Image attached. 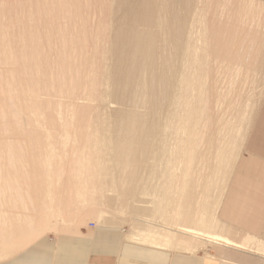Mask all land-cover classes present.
<instances>
[{
    "label": "bare ground",
    "instance_id": "6f19581e",
    "mask_svg": "<svg viewBox=\"0 0 264 264\" xmlns=\"http://www.w3.org/2000/svg\"><path fill=\"white\" fill-rule=\"evenodd\" d=\"M105 4L108 5L105 6L108 14L101 26L108 24L114 32L104 38L101 33H95L94 39L99 42L102 38V44L95 47L91 56L92 67L84 82L95 83L99 88V92L96 89L90 95L91 98L113 99L122 108L103 113L99 118V113L86 117V122L93 127L83 132L87 142L74 151L72 163L77 166H72L68 175L65 168L61 170V160L57 161L54 156L57 149L42 143L43 134L36 126L54 124L51 116L43 117L46 103L39 101L38 96L45 81L39 72L51 73V65L57 66L62 75L56 82L64 84L72 70L71 58H56L59 51L52 50L57 46L52 40L53 33L70 28L66 21L70 13L58 0H37V7L47 11L43 15L44 28L28 33L29 39L26 38V28H33L34 21L23 16L14 24L4 25L0 20V176L5 175L0 181L13 185L10 192L0 194V201L9 202L16 209L24 207L27 210L28 206L43 211V222L39 220L35 224L32 218L20 213V209V212H0V249L3 248L0 260L21 251L46 232H53L58 228L60 218L61 222L68 217L75 218L83 209L89 210L90 214L97 213L99 222L117 221L119 218L113 215L115 213L103 208L107 203L111 205L113 200L120 205L116 209L118 214L130 215L134 221V230L128 234L130 241L188 253L198 250L197 240L207 245L245 250L248 246L245 243L236 242L229 238V234L216 232L212 223L214 217L205 211L200 216L202 222L208 223L205 228L182 225L177 229L171 226L159 229L155 225L157 217L140 214L138 209H142L139 205L148 197L152 204L158 202L156 214L192 223L196 212L188 209L181 212L179 209L193 197L190 193L192 185L198 184L197 179L194 183H186L187 167H190L194 154L204 157L205 166L215 165L206 174L203 199L219 206V198H211V191L219 186L218 171L223 169L222 176L226 179V172L243 144L244 129L251 121L254 108L248 100L239 103L228 100L220 92L219 83L232 76L237 68L253 67L256 73L264 74L262 6L253 1H212L208 9L205 6L202 9L198 0H106ZM211 5L212 14L227 10L237 15V20H209L207 14ZM246 14L252 15L261 30L246 25ZM253 15L259 16L255 18ZM14 28L24 33L17 43L9 38L10 30ZM81 39L83 43L89 40L84 36ZM83 43L63 44L61 48L68 52L88 48ZM41 48L43 51L40 52ZM45 49L48 50L46 53ZM237 55L239 61L234 57ZM43 57L52 60H43ZM16 61L21 62L20 69L6 68V63ZM209 79L212 84H207ZM221 103L226 105L224 111L214 112L212 107ZM213 121L220 123L221 127L211 134L210 139L206 128ZM13 138L31 142L24 150L11 154L16 146L8 141ZM43 153L50 156L43 163V170L52 176V180L43 186V197L41 188L33 187L39 193L34 199L22 184L30 178L23 173L39 170L31 165L30 159ZM154 160L158 161L162 174H167L162 184L153 182L157 175L153 177L155 168L149 164ZM107 194H110L109 199ZM150 202L144 207L152 209L154 206ZM127 206L133 209L132 214L125 209ZM171 207L173 211L168 212ZM47 214L52 220L56 219L54 224ZM167 221L164 224L170 225ZM71 227L69 225L67 230H73Z\"/></svg>",
    "mask_w": 264,
    "mask_h": 264
},
{
    "label": "rangeland",
    "instance_id": "374dc122",
    "mask_svg": "<svg viewBox=\"0 0 264 264\" xmlns=\"http://www.w3.org/2000/svg\"><path fill=\"white\" fill-rule=\"evenodd\" d=\"M58 1L61 2L65 6L64 7L65 10L68 11V13H70L66 16V21L70 23V28L68 30L58 29L53 33L52 40L54 43L57 44V46L52 50L59 51L55 55L56 58L62 57L67 60L71 58L70 60L72 61L71 64L72 70L70 71L68 75V79L64 84H59L56 82L57 77L62 75V72L58 70L57 66L51 65V71H50L51 73L44 71L39 72L41 75H43V81H45L43 88L40 90L38 96L39 101L46 103L43 110V117L51 116L54 119L53 121L54 124L50 126L49 124L43 123V126L37 125L36 129H38L39 132L41 131V133L43 134L42 135L43 144H45L47 147H50L52 149H57L54 150L56 151V154H54V156H56L55 158H57V161L61 160L62 162L60 163L61 170L62 168H65L66 171L65 174L68 175L70 173L69 171L71 170L70 168L72 166L75 167L77 166L76 164L72 163L74 159L73 157L74 156L73 153H75L74 151L78 149V147H81V145L85 146V143L87 142L86 137L82 135L83 132L84 131L87 132L89 130V127L91 128L93 127V125H91L89 121L86 122L87 120L86 117L95 116L97 115V113H99V116L97 117L99 118L103 113H111L114 110L121 109L122 107L119 103H116L113 99H111L110 101H103L100 97H97L96 99L91 98L90 95L93 92H95L96 89L99 92V88L96 86L95 83H92L90 85L84 82V78L87 77L88 70L90 69V67H92L91 56L96 51L95 47H97L99 44H102V40H101L102 38L108 37L109 35H112V32H114V29L108 24L101 26V24L104 21L103 19H105L104 17H106L108 14L107 12L108 7L107 8L105 7L108 6L105 4L106 0H58ZM212 1L214 2L219 1L222 3L225 2L238 3L239 1L240 3L241 1H243V3L244 2L248 3V1L250 2L253 1L256 4L262 6L261 11L263 12L261 13V15H264V0H209V1L198 0V5L202 4L201 6L199 5L201 8L205 6L208 9ZM0 2H2L3 4V6L0 7L1 10L0 20L4 25L6 24L8 25L12 23L14 24L17 22L16 19L22 18L24 16L26 20L34 21L33 24L35 25L33 28L31 27L26 28L27 39H29L28 33H35L36 31L43 30L44 28L43 15H45V12L47 11H45L41 7H37V0H0ZM104 8L106 10H104ZM102 11L103 12L106 11V12L103 13ZM212 13L213 11L211 5L210 11L207 14V18H209V20L234 21L237 20L238 17L233 12L227 10L226 11L219 10L216 11L214 14ZM253 16L255 18H258L259 15H253ZM252 18L253 17L250 14H246L244 16L246 25L249 26L250 28L257 29L258 25L254 20V18L253 20ZM263 22L264 21H262L261 25L264 24ZM155 30L160 32V29L159 30L155 29ZM20 32L23 31H21V29L18 28H14L10 30V34H9L10 40L14 43H17L18 39L21 37L20 35L24 34ZM96 32H99L103 35V37L99 39V42H97L94 39ZM83 36L84 38L89 39L88 42L83 43L81 39L83 38ZM52 40L50 39V41ZM79 42L83 43L88 48H82V49L76 48L70 50V52L62 51L63 48H61V46L63 44L75 45ZM41 51H43V48H41L40 52ZM46 51L48 50L45 49L44 53H46ZM78 54H80V57H75ZM234 57L236 60L239 61L238 55ZM44 59H47L48 61L52 60V58L43 57V60ZM19 61H21V58ZM19 61L18 62L16 61L13 64L6 63L5 66L6 68L8 67L7 69H12V68L20 69L21 67L20 64L23 60L20 63ZM233 72L234 73H232V76L222 79L220 81L219 83L221 89L220 92L228 100H233L234 102L237 103L241 102L242 100H248L249 103L254 106V108H253L251 121L249 125L244 129L245 138H243L244 139L243 144L238 149L237 155L233 159L231 168H229V170L226 172L227 174L226 179L222 176L223 169L218 171L219 186L215 188V190L211 191V198L212 196H214L215 198H219V206L216 207L214 206V202L212 205L210 203H207L203 199V196H205L203 185L205 182V177L207 176L206 174H209V172L211 171L210 168L215 165L210 164L209 167L205 166L203 164L204 160H202L204 157L201 154H194L192 156V160L190 161L191 162L189 165L190 167H187L188 168L187 172L189 176L187 178L186 183L188 182L194 183L195 180L197 179L198 184L192 185V189L190 193L193 195V197L188 202H186L183 205V207H180L179 209L181 212L186 209H188L189 211L190 210L195 211L196 218L193 220V222L185 223L180 218L179 221L178 220L175 221L176 219L173 218L174 220H171V217L169 215H167L168 217H166V216H161V214H156L155 205L158 202L152 204L148 197L146 198L147 200L145 199L146 202L142 200V203H140L139 205L140 208H142L143 210L146 209L147 210L142 211V209H138V212L140 214L141 213L144 214L145 216H147V214L148 216L152 214L153 216H155V218L157 217L156 218L157 220L155 219V223L157 222L158 223L155 225H157V228L159 229H163L162 227H170V226L172 228L175 227L177 229L182 225L189 227L200 226V228L207 227L208 223H206L205 221L202 222L200 219L201 214L203 213V211H205V213L212 214V216L214 217L212 223L213 226H215L216 228V232L223 235L229 234L230 235L229 238L234 239L236 242L245 243L248 246H246L245 250L236 247L240 251H244V252H240L231 248L218 247L212 244L207 245L206 242L202 240H197L195 242L199 248L196 252H190L191 254L203 255L204 257H205V253L207 252H209L212 255L226 254L228 257L232 258L234 261L240 264H264V259L260 258V257L264 258V241L256 239L243 232V231H250L264 237V74L262 75L256 73L253 67H251L250 69H247L246 67H242L241 69L237 68ZM46 73L47 75H45ZM166 76L171 77L172 75H166ZM207 84H212V80L210 79L207 80ZM232 86H234L233 90H231ZM225 106H226L225 104L221 103L216 107H212V108L214 112L218 113L220 111H224ZM38 126L40 128H38ZM220 127H221L220 123L216 121L207 124L206 131L208 137H210L211 139V134L213 132L218 131ZM8 142H12L16 146L13 149V151H11L12 154V152L17 153L21 150H24L30 144L31 141L29 142L28 140L25 139L13 138L12 141H8ZM204 149L205 148H203V150ZM88 152H91V149ZM61 153L62 155H60ZM47 157L50 158L49 154L47 155L43 153L42 155L40 154L30 159V162L33 163L30 164L39 167L40 169H42V171H39L40 170L39 169L37 171L30 170V171H26V173L25 172L23 173V174H27L26 175L27 177L28 176L30 177L27 179V181L22 182V184L24 185L25 189L27 188V190H29L33 198L35 194H36L35 198H37L39 195V193H36L33 188L35 187V185L36 188L39 187L41 188L40 195H42L43 197V193H44L42 190L43 186H45V184H47L48 181L52 180L51 179L52 176L46 174L43 170V163L48 159ZM63 163L64 165H62ZM149 166H154L155 168V171L153 172L154 174L153 177L157 175V178L155 177L156 180H154L153 178H151V180L153 179V182L158 184L164 183L163 181H165V176L167 178V174L164 176L162 174V170H159L160 167L158 161L154 160L152 164H149ZM2 176L4 177L5 175L1 174L0 177ZM6 184L7 183L0 181V186H2V189H0V191L1 190L4 191V192L1 191L0 194L8 193L12 190L11 188L13 185L9 184L10 185L9 186L8 184L7 185ZM7 186L8 189H6ZM106 196H107L106 198L109 199L110 194H107ZM111 198L112 197H110V199ZM149 202L154 206L153 207L151 205L153 207L152 209L144 207L147 206L145 204ZM116 203L117 201L113 200L111 201V205L107 203V205L103 207L106 208V210L108 209V211L110 210L109 212L115 213L113 215L119 218L117 219V221L113 223L110 222L107 223L104 221L99 222L97 213H95L96 215L92 213L90 214L89 210L83 209L82 211H79L80 213L78 215H75L77 216L75 218L74 217L73 218L68 217L67 219L65 218L66 220H64V222H61L62 218H60L61 220H58L60 221L58 223V228L55 229L53 232L52 231L46 232L45 236L80 235L81 231L83 230L93 231L100 227H105V226L120 227L121 229H123L126 235L130 234L131 230L132 229L134 230V223H133L134 221L130 218V215H123V216L119 215L116 209H118L120 205ZM0 204H1L0 212L3 213L14 212V210L16 212L18 210V212L21 211L20 213H22L23 215H27L29 218H32L31 220H34V224L35 222H39V220L43 222V211L39 212L34 207L27 206L26 209L31 210V212L30 211L26 212L27 210H25L24 207L22 209L21 207L20 208L18 207V209H16L12 207V205L9 202L6 201L3 202L0 201ZM4 204L6 205L4 206ZM8 206L13 210L7 208ZM56 207L57 204L55 208ZM171 208H169L168 212L173 211V207ZM125 209H127L128 213L130 214L133 213V209L130 206L125 207ZM41 210H43V208H41ZM111 210H114V212ZM38 214L41 215L39 216ZM32 216L35 219H33ZM35 216L37 217L39 216L40 218L42 216V218L36 219ZM47 216L50 217V222H52L51 224H54L56 219L52 217L53 218L52 220L51 215L49 216V214H47ZM166 218H168L167 219L168 221L165 220ZM221 219L223 221H226L234 229L229 225H227L226 223H224ZM164 221H167L166 223L169 222L170 225L164 224ZM173 222L174 223L177 222V223L174 224ZM2 223L3 222H1V224ZM140 223H137V225H139ZM69 225L70 227L73 226L71 227L73 230H67V227ZM143 225L140 224L139 226H143ZM33 227L35 228L37 226L33 225ZM238 229H241L243 231L240 232L238 231ZM0 250H3V248ZM178 252H186V251H178ZM254 254L260 257H255Z\"/></svg>",
    "mask_w": 264,
    "mask_h": 264
},
{
    "label": "crops",
    "instance_id": "0c3cea01",
    "mask_svg": "<svg viewBox=\"0 0 264 264\" xmlns=\"http://www.w3.org/2000/svg\"><path fill=\"white\" fill-rule=\"evenodd\" d=\"M243 232L264 241V237L256 233ZM44 236L11 257L0 260V264H240L226 254L207 252L204 257L136 243L128 240V234L116 226L83 230L80 235ZM216 246L240 251L232 246Z\"/></svg>",
    "mask_w": 264,
    "mask_h": 264
}]
</instances>
